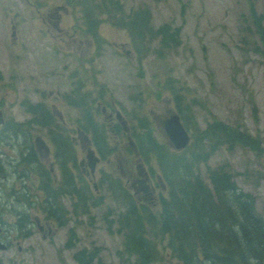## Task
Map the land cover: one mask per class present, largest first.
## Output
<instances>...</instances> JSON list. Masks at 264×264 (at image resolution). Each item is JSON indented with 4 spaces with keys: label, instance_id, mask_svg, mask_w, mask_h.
I'll use <instances>...</instances> for the list:
<instances>
[{
    "label": "rangeland",
    "instance_id": "rangeland-1",
    "mask_svg": "<svg viewBox=\"0 0 264 264\" xmlns=\"http://www.w3.org/2000/svg\"><path fill=\"white\" fill-rule=\"evenodd\" d=\"M78 1L81 2L77 0L75 5H79ZM118 1L128 16L138 9L148 10L154 29L164 25L171 26L173 30L180 29L177 35L180 46L165 54L159 52L156 41L140 61V51L133 45L129 32L102 16L99 39L95 40L100 46L96 55L95 44L84 34L79 7L68 3L69 12L62 19V30H57L49 28L43 20L47 19L52 8L64 5V2L0 0V73L3 75L0 78V108L9 119L16 118L18 122H23L30 116L21 106L22 101L46 102L66 121L65 126H59V134L68 136L71 133L77 143L83 144L85 137L77 134V129L81 128L76 123L80 114L74 106L64 101L62 95H71L78 85V79L84 81L83 93L99 96L95 107L90 108L92 117L98 119L102 129L107 126L105 137L103 132L104 140L107 139L113 148L116 144L115 153L99 162L97 178L93 181L98 182L111 174L121 177L124 182L129 179V188L133 193L139 189L134 184L138 168H150L154 175H160L156 158L141 160L140 155L135 158L131 152L132 141L138 149L136 136L142 133L141 120H149L147 127L154 131L158 143H166L171 149L173 146L163 130L162 122L174 113L181 116L191 136V143L200 140L204 131L215 122H222L235 130H248L259 141L262 154L260 150H228L223 147L208 161V166L230 168L238 186L256 198L257 211L264 217V44L252 13L254 8L256 16L262 18L261 25L264 27V0ZM62 39H73L70 48L77 51L74 60L69 53L65 54L68 50L64 49L66 46ZM80 40L86 42L81 51ZM13 44L17 46L12 47ZM55 49L62 51L56 66L67 65V77L58 79L59 82L52 80L50 85L42 84L46 78L44 75L49 73L48 61ZM78 59H81V64ZM75 69L82 74L78 79L69 77ZM85 71L95 72L96 84L86 77ZM74 80H78L77 83ZM179 98L183 115L176 103ZM113 104L121 113L124 126L117 120ZM104 107L113 113L115 123L104 121ZM99 121L105 122L106 126ZM117 125L130 130L131 140L126 136V130L118 135L111 132L110 128H117ZM23 129L33 138L45 133L38 127H29V124ZM81 129L84 131L85 128ZM22 139L21 135L19 140ZM77 152L83 151L78 148ZM83 157L86 158L85 153ZM77 172L80 182L79 177L84 176V179L86 176L80 170ZM202 173L206 178V166H202ZM93 181L85 178L82 183L94 198L103 199L104 204L99 207L89 202L91 214L81 217L77 229L78 240L71 242L69 249L67 242L72 225L60 229L51 239L42 237L36 227L30 228L31 233L18 232L13 228L18 221L14 210H24V207L10 200L11 204L4 207L2 214V218L11 226H8L9 235L3 237L8 247L0 252V264H78L74 260L75 254L89 264H129L130 259L119 256L124 248L123 238L117 233L116 224L110 228L109 221L113 218L107 214L110 208L115 218L122 211L121 206L116 203L107 185H100L101 188L96 190ZM27 186L32 196L41 195L36 180ZM137 196L143 198L144 194L140 191ZM6 200L7 196L0 194V202ZM153 202V205H157L153 211L159 210V199ZM31 215L32 220L34 215H39L44 222L43 215L38 211L34 210ZM24 223V220H19L20 225ZM84 251L87 253L83 257ZM166 254L164 250L165 260L158 264H180Z\"/></svg>",
    "mask_w": 264,
    "mask_h": 264
},
{
    "label": "trees",
    "instance_id": "trees-1",
    "mask_svg": "<svg viewBox=\"0 0 264 264\" xmlns=\"http://www.w3.org/2000/svg\"><path fill=\"white\" fill-rule=\"evenodd\" d=\"M78 2L84 9V16L94 15L91 12L95 8L94 12L99 11L95 13L97 17L106 15L112 24L128 31L133 45L140 51V61L156 41L159 52L165 53L180 46L177 37L180 29L173 30L169 25L154 29L146 9H138L128 16L118 0ZM252 13L264 44L262 18L256 16L254 8ZM96 23L92 21L91 25ZM78 96V102L84 107L86 129L91 125L89 118L92 114L87 98L82 99L81 93L75 97ZM180 101L181 98L176 103L183 115ZM146 122L149 120L140 121L142 133L136 136L138 151L147 161L156 158L167 191L160 199V209L153 211L138 203L128 190L117 184L112 194L122 211L115 215L117 221L110 220L109 224L112 229L115 223L117 233L123 238L120 258L130 259L129 264H158L165 260V250L170 259L180 264H264V217L257 211L256 198L238 186L230 168L208 166V161L223 147L228 150H260L262 154L259 141L248 130H235L222 122H215L204 131L200 140H194L182 152H175L168 144L158 143ZM94 127L99 129L96 142L102 148L105 142L102 128L99 125ZM60 142L66 143L63 139ZM101 154L104 158L108 156L106 149ZM202 166H206V178ZM85 253L87 251L83 257ZM77 260L89 264L80 257Z\"/></svg>",
    "mask_w": 264,
    "mask_h": 264
},
{
    "label": "flooded vegetation",
    "instance_id": "flooded-vegetation-1",
    "mask_svg": "<svg viewBox=\"0 0 264 264\" xmlns=\"http://www.w3.org/2000/svg\"><path fill=\"white\" fill-rule=\"evenodd\" d=\"M57 1L64 2V5H57L52 8L51 11L48 12L47 19L43 20V23L49 28L62 30V19L64 18V15L69 12L68 3L73 4L74 7H79L81 10L80 18L83 23L84 34L92 40L93 44H95V54L98 55L100 46L95 40L99 39L98 30L104 17H97L95 14L97 11L94 12L95 8L91 12L94 13V15L88 14L87 16H84L83 7H81V5H75L77 0ZM88 1L91 2L92 0ZM38 12L41 11L38 10ZM104 16L108 19V16ZM86 19H88V21H86ZM92 21H95V23L96 21L99 22L92 26ZM14 28L15 27L13 26V29ZM12 36L13 38L15 37V32L12 33ZM72 41L73 39H62V43L66 46L64 49L68 50L65 54L69 53L70 58L74 60V57H77V51L70 48V43ZM85 44V41L80 40L79 45L82 46L79 48L80 51ZM15 46H17V44L12 45V47ZM54 51L55 53L48 61L49 73L48 75H44L46 78L42 84L50 85L52 80L59 82L58 79L67 77V65L56 66L57 59L62 51L58 52L57 49ZM80 60L81 59H78L79 63ZM87 63L92 62L87 61ZM85 73L86 77L93 84H96L97 75H94L95 72L85 71ZM80 76H82V74L78 69L71 71L69 74L70 78L78 79ZM0 78H3L1 73ZM78 80H74L75 83L78 81V85L73 89L71 95H62V97L66 103H69L70 106H74L77 109L80 114V119L76 123L77 125H80L81 128H85L83 125V122H85L83 115L84 107L78 102L79 96H75L76 94L81 93V98H87V104L90 108L95 107V103L99 96L94 97L93 93H83L85 90L83 84H85V82L80 79ZM79 83H81L80 86ZM12 84L15 88V84ZM51 96H53V91L51 92ZM58 97H60L59 92ZM21 106L25 109L27 115L30 116L27 121L24 120L23 122H18L19 120L16 118L9 119L3 108H0L4 119V124L0 126V194H5L7 196V200L4 201V203L0 202V241L4 244L8 243L3 240V237L9 235L10 228L8 226L11 225L2 218V214L5 212L4 207L11 204V200L13 204H22L24 207V210H14L18 217V221L13 227L16 231L21 233H31L32 231L30 228L36 227L42 237L45 239H51L53 235L58 234L60 229L72 225L69 229V240L67 242V248L69 249L72 247L71 242L73 243L76 239L78 240L77 229L81 224V217L84 215L90 216L91 214V205H89V202L92 201L93 206L98 205L99 207L104 204L103 199L94 198L89 192V189L87 190V188H84V182L82 183V180L87 178L93 181L97 178L98 164L102 158H104L101 151L104 149L107 150L108 156L104 158L106 159L107 157H110L111 154L115 153L116 144L113 148L109 141L105 139L102 148H99L96 142L99 129L94 127V125H99L98 119L96 118H89L91 120V125L86 127V130L84 129L83 131L81 128L77 129L79 137H85L83 140L86 141L82 140L83 144H79L77 143L76 138L71 136V133L68 136L63 133L59 134V126H65L66 121L61 113H58L51 106H48L46 102L38 101L31 103L26 100L22 101ZM113 106L115 107L116 116H120V119L117 118V120L122 126H124V123H122L124 119H122L123 117L121 113L117 110L115 104H113ZM102 114L105 116L104 121L115 123L113 113H109L107 107L103 108ZM99 122L101 125L106 126L105 122ZM27 124H29V127H38L39 129L44 130L45 133L33 138L23 129ZM106 128L107 126L105 129H102L104 137L106 136ZM110 130L115 135L126 130V136L131 140L130 130L128 131L126 127L124 128L117 125V128L112 126ZM21 135L23 136V139L20 141L19 137ZM93 136L95 138L94 140H91ZM39 138L43 140V142L39 143ZM70 138L71 142L68 141ZM60 139L65 140L66 143L62 144ZM79 145L82 147H79ZM131 146V152L132 154L134 153L133 156L137 158L140 153L133 141ZM78 148H81L83 152L78 153ZM83 153L86 154V158L83 157ZM79 155L82 157L79 158ZM139 157L141 160H144L141 155ZM78 170H80L82 174L85 173L86 176L84 179V176H80V182H78ZM138 172V176H134V184L136 183L139 186V189L136 190L135 193L129 188V179L127 182H124L121 177H116L112 174L111 176L102 177L98 182L93 181L94 188L98 190L101 188L100 185H107L108 190L112 193L115 191L117 184H120L122 188L128 190L129 194L135 197L138 203L154 210L157 205H153V200L159 199L160 205V199L162 196L166 195L167 191L161 173L160 175H154L152 169L146 168L143 170L142 167L138 168ZM35 180L38 184L37 189L39 194H41L40 196H32L30 188L27 186V184L32 185ZM140 191L144 194L143 198L137 196ZM18 193L21 195L18 196ZM94 196H97L96 193H94ZM34 210L43 215L44 222L41 221L39 215H34V220H32L31 212H34ZM110 210L111 209L109 208L107 214L112 216L114 222L117 221V217H113L114 213H109ZM19 220H24L25 223L20 225ZM77 257H79V255L75 254L74 260L80 264L81 261L77 260Z\"/></svg>",
    "mask_w": 264,
    "mask_h": 264
},
{
    "label": "water",
    "instance_id": "water-1",
    "mask_svg": "<svg viewBox=\"0 0 264 264\" xmlns=\"http://www.w3.org/2000/svg\"><path fill=\"white\" fill-rule=\"evenodd\" d=\"M120 119V116L118 115ZM4 124L3 114L0 111V126ZM163 130L165 131L166 136L170 144L173 146L175 151L181 152L185 150L191 142V136L186 130L181 117L178 114L170 115L169 119L162 122ZM38 142H43L40 138ZM134 147V145H133ZM142 166V165H140ZM1 230V228H0ZM7 250V246L0 241V252Z\"/></svg>",
    "mask_w": 264,
    "mask_h": 264
}]
</instances>
